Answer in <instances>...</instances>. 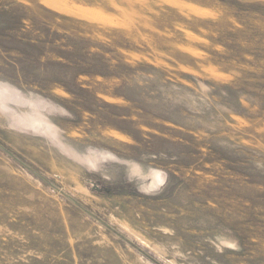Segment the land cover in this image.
Here are the masks:
<instances>
[{"label": "rangeland", "instance_id": "1", "mask_svg": "<svg viewBox=\"0 0 264 264\" xmlns=\"http://www.w3.org/2000/svg\"><path fill=\"white\" fill-rule=\"evenodd\" d=\"M0 264H264V0H0Z\"/></svg>", "mask_w": 264, "mask_h": 264}]
</instances>
